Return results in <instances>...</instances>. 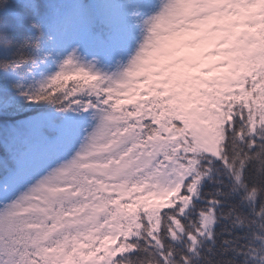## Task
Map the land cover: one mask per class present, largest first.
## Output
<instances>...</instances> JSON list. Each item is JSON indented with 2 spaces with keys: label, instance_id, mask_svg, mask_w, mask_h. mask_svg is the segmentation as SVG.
<instances>
[{
  "label": "trees",
  "instance_id": "obj_1",
  "mask_svg": "<svg viewBox=\"0 0 264 264\" xmlns=\"http://www.w3.org/2000/svg\"><path fill=\"white\" fill-rule=\"evenodd\" d=\"M90 1L0 0V181L15 167L7 149L15 153L23 148V139L34 144L59 134L58 129L42 128L34 135L9 124L36 114L57 113L54 123L60 128L63 115L74 111L73 104L84 110L94 103L103 83L122 75L123 49L112 38L110 22L79 20L82 7ZM223 13L217 17L223 18ZM256 33L264 46V26ZM248 65V76L241 78L244 92L238 96V109L231 107L233 97L202 90L220 154L217 159L204 154L181 157L184 164L194 163L183 195L191 184L198 185L187 212L182 214L175 202L161 212L154 232L143 209L135 227L118 217L112 207L114 197L100 196L107 211L101 222L116 219L135 234L130 241L133 252L114 264H264V50L261 64L251 60ZM190 71L181 62L172 66L160 62L164 91L145 97L137 108L143 132L110 154L69 163L64 178L50 180L51 188L68 189L80 198L68 203L46 199L47 217L12 212L0 217V264H54L47 254L57 248L67 256L72 254L77 234L67 227L65 218L91 198L89 184L99 179L82 166L116 161L131 149L144 147L157 133L154 121L158 116L165 117L173 129H182L175 108V79ZM125 127H106L101 142L95 143L107 144L112 134ZM172 152L164 150L154 168L129 178V185L140 187L153 179L155 168L174 157ZM203 217L211 219L207 231L202 228ZM57 223L63 229L52 232ZM35 228L48 233L46 242L37 243Z\"/></svg>",
  "mask_w": 264,
  "mask_h": 264
},
{
  "label": "rangeland",
  "instance_id": "obj_2",
  "mask_svg": "<svg viewBox=\"0 0 264 264\" xmlns=\"http://www.w3.org/2000/svg\"><path fill=\"white\" fill-rule=\"evenodd\" d=\"M219 11H225V18H217ZM210 13L214 18L207 17ZM80 19L111 22L113 38L123 47L122 75L104 83L95 102L85 110L73 105L74 111L63 115L57 137L38 143L40 147L35 149L32 146L36 145L24 142L26 146L15 154L14 170L0 181V217L9 212L47 217L46 199L66 203L78 199L79 195L68 189L50 188V180L64 178L70 162L110 154L140 133V115L129 114V110L136 111L146 96L164 90L157 71L159 57L165 66L183 62L192 72L175 79L182 130L170 128L166 118L159 116L155 122L158 134L145 147L132 149L117 161L85 164L84 171L99 179L89 184L91 198L65 218L67 227L77 234L74 250L70 256L62 248L47 254L54 264H114L133 252L130 241L135 234L118 220L101 222L107 211L100 196L114 197L112 207L118 217L135 227L143 209L154 232L158 231L160 213L174 202H179L182 214L187 212L198 185H191L183 195L182 186L193 165L182 164V155H219L202 90L232 96V109L239 108L238 96L243 93L240 76L249 74L248 62L261 64L263 59L264 47L254 29L264 26V0H255L254 5L251 0H99L84 6ZM57 117L36 114L15 124L37 134L43 127L56 129L53 120ZM129 122L107 144L95 143L101 142L106 127ZM170 146L174 157L164 160L154 179L140 187L129 185V178L151 170ZM24 201L27 203L20 206ZM203 219L202 228L207 231L211 219ZM63 227L57 223L51 231ZM175 230L180 232L177 226ZM34 232L38 244L48 239V233L38 228Z\"/></svg>",
  "mask_w": 264,
  "mask_h": 264
},
{
  "label": "bare ground",
  "instance_id": "obj_3",
  "mask_svg": "<svg viewBox=\"0 0 264 264\" xmlns=\"http://www.w3.org/2000/svg\"><path fill=\"white\" fill-rule=\"evenodd\" d=\"M40 121H43V117H40ZM203 133L206 135V133L203 131ZM207 136V135H206ZM209 136H211L212 138H213V140L215 141V138H214V136H213V133L212 132H210L209 133ZM25 144V146H26V143H24ZM31 146V145H30ZM40 146H32V148L33 149H35V148H39Z\"/></svg>",
  "mask_w": 264,
  "mask_h": 264
}]
</instances>
